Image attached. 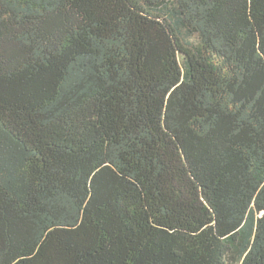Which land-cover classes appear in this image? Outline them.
I'll return each instance as SVG.
<instances>
[{
  "label": "trees",
  "instance_id": "trees-1",
  "mask_svg": "<svg viewBox=\"0 0 264 264\" xmlns=\"http://www.w3.org/2000/svg\"><path fill=\"white\" fill-rule=\"evenodd\" d=\"M0 264H264V0H0Z\"/></svg>",
  "mask_w": 264,
  "mask_h": 264
}]
</instances>
